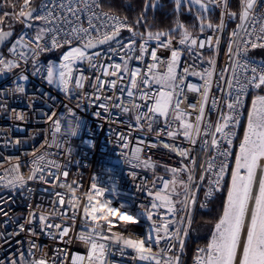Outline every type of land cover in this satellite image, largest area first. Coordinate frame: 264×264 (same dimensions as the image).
Wrapping results in <instances>:
<instances>
[{"label":"snow or ice","instance_id":"obj_1","mask_svg":"<svg viewBox=\"0 0 264 264\" xmlns=\"http://www.w3.org/2000/svg\"><path fill=\"white\" fill-rule=\"evenodd\" d=\"M172 3L177 17L173 21L174 26L154 31L145 17L149 8L155 12L157 7H163L160 0H148L144 10L131 23L127 17L121 19L103 12L101 0H41L38 9L33 6L34 0H23L18 10L15 4L9 5V0H0V76L20 68L22 63L27 66L31 62L32 75H41L49 85L69 93L77 61L87 62L91 68L100 71L101 75L95 77L96 82L90 83L94 89V98L101 101L99 106L109 112V98L103 96L105 87L108 90H118L121 97L126 94V99L115 97L117 103L114 107L123 114H131L141 131L151 133L154 125L162 124V127L156 129L157 142L182 158L179 168L163 165L165 172L171 173V178L158 176L159 184L153 182L148 189V196L152 197L150 208L141 205L139 215L131 214L136 220L129 225L138 224L140 216L152 222L145 236H138L140 244L153 249L160 245L161 240H175L183 252L188 228L180 225L185 221L189 225L191 223V212L197 202V196L193 193V188L198 187L195 183V171L200 167L202 173H211L214 177L208 181L205 200H211L225 187L227 195L222 214L214 225L211 240L206 247L197 250L195 264H264V60L256 61L248 56L251 49H264V11L257 12L260 0H240L238 13L230 10V0H172ZM6 6H10L13 11H4ZM183 7H188L189 11L196 8V24L189 26L179 20ZM215 9H220L221 15L219 22L214 24L209 13H213ZM109 10L112 11L110 5ZM57 11L62 14H54ZM237 18L239 23L232 30L226 48V66L218 69L216 57L220 53L227 21ZM5 20L9 21L7 26L4 24ZM33 21H40V24H34ZM14 22L23 24L26 29H34V34L29 36L27 31H22L13 40ZM141 27L145 31L140 32L138 29ZM190 28H198V33L193 35ZM125 29L130 33L127 40L117 39ZM206 31H211L212 35L201 39L200 34ZM174 37H178L176 43L181 47H173ZM113 41L116 47L101 48ZM5 45H8L7 54L3 51ZM65 47L67 50L62 54L59 64L49 63L45 66L39 62L43 52ZM161 50L170 55L161 59L158 55ZM201 50L210 53L206 61ZM185 52L193 61H204L207 67L201 66L197 71L195 64L182 63L181 56ZM108 56L119 57L120 62L107 61ZM146 56H150L151 62L145 61ZM133 60L144 63V70L131 67ZM104 77L114 79L105 80ZM189 77H197L202 83L188 82ZM86 79L88 78L81 74L75 79V87L83 89ZM27 80L28 76L21 72L14 81L15 88L2 89L0 95L5 92L23 94L25 87L19 81ZM220 81L224 82V87H221ZM214 86L223 93L220 99L212 94ZM188 93L197 94V103L182 108V104L188 100ZM221 104L227 108V114L220 110ZM4 110L5 104L0 101V111ZM213 110H218L216 122L207 118V114ZM19 118L22 119L23 115L20 114ZM48 118L52 121L55 139V134L61 132L62 117ZM76 127L77 125L73 127L69 122L65 134L74 135ZM241 127L242 137L237 135V130ZM162 135L172 141L182 136L190 146L199 144L200 152L206 156L203 166L198 165L197 158L191 155L194 151L192 147L163 143L159 139ZM158 143L150 146L155 148ZM213 151L215 155H211ZM36 159L42 160L43 155ZM49 163L57 171L48 174L60 187L70 185L73 190H80L82 185L77 181L67 184V170L61 173L60 165ZM145 167L154 168L155 165L145 162ZM9 171L14 172V175L11 179H5L9 175L5 173L4 177H0V185L13 189L23 187L26 181L19 174L18 166ZM30 172L28 179L38 178L49 183L45 169L36 167L35 161ZM204 174L200 177V186L205 179ZM178 187L183 190L182 193L177 190ZM104 191L93 181L88 194L112 205L110 200L104 198ZM52 194L57 197V206L67 204L72 211V219H75L81 200L79 203L74 201L68 193ZM180 195H183L182 200L178 199ZM177 204L180 205L179 211L185 213L179 221L171 219L177 215ZM200 207H206V204L201 203ZM118 208L123 211L124 205ZM161 208L166 209L164 217L157 216L154 220L155 210ZM89 209L95 212L92 201L86 200L82 215L88 230L76 237L88 246V253L87 256H73L71 264H84L85 260L88 264H109L107 254L118 252L121 256L128 255L129 249L120 245L117 247V244H113L112 237L117 232L124 235L135 233L113 231L114 228H126L121 221L114 220L111 225L91 221L86 214ZM34 215L30 213L29 223ZM61 215L66 213L62 211ZM39 220L45 228H57L61 238L69 233L67 227L46 224L47 217L43 215L39 216ZM157 220L161 223H157ZM172 224L178 225L175 231H171ZM23 227L21 225L20 230ZM49 235L52 236V233L49 232ZM131 242L130 239L129 243ZM36 247L38 246L34 242H30L29 254L34 255L33 249ZM167 248L170 251L171 245ZM164 251L165 249L160 250L161 253ZM132 253L131 258L143 264H162L158 253ZM10 264L17 262L13 260ZM19 264H47V261L43 256L31 261L22 256ZM163 264H180V257L171 256Z\"/></svg>","mask_w":264,"mask_h":264},{"label":"built area","instance_id":"obj_2","mask_svg":"<svg viewBox=\"0 0 264 264\" xmlns=\"http://www.w3.org/2000/svg\"><path fill=\"white\" fill-rule=\"evenodd\" d=\"M236 1L237 11L232 8L233 0H230V10L238 13L240 0ZM22 3L23 0H20L16 6L17 10ZM39 5L40 3L36 6L37 9ZM102 11L119 16L121 19L125 17L118 12L105 8ZM215 11L217 13L215 23H218L221 15L220 9H215ZM261 11H264V0H260L257 7V12ZM54 14L61 15L62 13L57 11ZM238 23V18L227 21V28L221 39L220 53L216 57L218 69L226 66L225 62L228 59L227 44L232 30L236 28ZM18 24V28L13 32V40L22 31H27L29 36L34 34V31L30 32V29H26L23 24ZM38 24H40V21H38ZM84 26H87L86 22ZM101 30L103 31V29ZM248 30L251 31V28ZM197 33H193V35ZM207 35H212L211 31L200 34V38L203 39ZM129 36L130 33L125 29L120 32L117 39L126 41ZM176 40L173 39V47H181L176 43ZM110 46L116 47L115 41L101 48L107 49ZM7 48L8 45H5L3 49L5 54H7ZM260 49H251L248 53L249 58L260 61L261 59L254 57L252 54ZM66 50L65 47L54 51H45L40 55L39 62L45 66L49 63L59 64L62 54ZM201 51L206 61L210 53L206 50ZM158 55L161 59H165L170 53L161 50ZM107 61L119 63L120 59L119 57L108 56ZM145 61L151 62L150 56H146ZM103 62L101 61V63ZM181 62H186L189 65L195 64L197 71L200 70L201 66L207 67L204 61L190 59L186 52L181 56ZM25 67H27V71H25ZM131 67H140L144 70L145 65L133 60ZM21 72L28 76L27 81H19L24 85L25 92L23 94L5 92L0 95V101L5 104V110L0 111V177H4L5 173H9L4 178L11 179L14 172L9 170L18 166L19 174L23 175L26 181L23 187L14 189L0 185V209H2L0 211V264H10L13 260L19 264L22 256L28 261L38 260L43 256L47 264H71L73 256H87L88 253V246L76 237L81 232L88 230L85 227L82 215L83 204L86 201L83 194L88 193L90 184L93 181L98 187L105 190L104 198L110 200L113 206L124 205L123 211L139 215L142 211L141 205L150 208L152 197L148 196V189L151 188L153 182L159 184L157 177L167 176L171 178V173H166L163 165H167L169 168H179L181 167L180 161L182 158L157 142L156 129L162 127V124L154 125L151 133L146 130L141 131L131 114H123L120 109L114 107L117 103L115 97H121L118 90H108L107 87L103 90V96L109 98V112H105L99 106L101 101L94 98V89L90 86V83L94 84L96 82L95 77L100 76L101 73L91 68L87 62H76L69 93L49 85L46 78L41 75H32L31 62L27 66L22 63L20 68L7 73V76L0 81V90L14 89L16 86L14 81ZM81 74L88 79L84 81L83 89H77L75 79ZM103 79L109 80L114 79V77H104ZM188 82L202 83L197 77H189ZM220 84L221 87H224L223 81H220ZM120 86L122 85H118V87ZM212 94L217 99H220L223 95L215 86L212 88ZM121 99H126V94ZM197 100V94L188 93V100L181 107L187 108L188 104L197 103ZM220 110L227 114V108L224 104L220 105ZM96 113H100V115L97 116ZM20 114L23 115L22 119L19 118ZM49 116L53 118L62 117L61 132L55 134V139H53L54 129L52 121L48 118ZM207 118L211 119L212 122H216L218 110L209 112ZM194 119L193 114V122ZM69 122L72 123L73 127L77 125L74 135L65 134V128ZM159 139L163 143H175L186 148L192 147L194 151L191 155L197 158L198 165L203 166L206 156L200 152L199 144L190 146L182 136L175 141L163 135ZM153 143H158V146L151 147L150 145ZM137 149L140 151L138 152ZM41 155H43V159L37 160L36 158ZM211 155H215V152L213 151ZM34 161L36 167L45 169V175L49 183L42 182L38 178L35 180L28 179L31 174L30 170L34 167ZM49 162L60 165L59 172L62 173L64 170L69 172L66 178L67 184L77 181L82 185L80 190L76 191L81 203L79 209H77L75 219H72V211L69 210L67 204L57 206V197L52 193H68L71 196L72 193L67 188L60 187L48 174L57 171V169L51 167ZM145 162L153 164L155 167H145ZM135 165H139V167ZM202 174L204 173L201 172V168L197 167L195 183L198 187L193 188V193L197 196V202L191 212V221L197 203L207 204L210 201L205 200V192L208 181L214 179V177L211 173L204 174L205 179L202 186H200ZM61 180H63V177H61ZM177 190L181 193L183 191L179 187ZM178 199L182 200L183 195H180ZM176 207L178 210L177 215L171 219L179 221L180 218L185 216V213L179 211V204ZM62 211L66 215H61ZM165 212L166 209L163 208L155 210L154 220L157 216L164 217ZM30 213L35 214L31 223H29ZM41 215L47 217L45 223L48 225H60L61 228H69L68 235L61 238L57 228H45L39 220ZM151 223V221H147L140 216L138 224L129 225L124 229L114 228L113 231L133 232L139 237H144ZM157 223H161V221L157 220ZM21 225L24 226L23 230H20ZM190 225L185 221L180 226L188 228L189 232ZM177 226V224H172L171 231H175ZM49 232L56 238L53 239ZM186 238H184L185 241ZM30 242H34L38 246L33 249L34 255L29 254ZM169 244L171 245L170 251L167 248ZM117 247L119 246L117 245ZM161 249H165V251L161 253ZM198 249L200 247L195 248L189 264H195ZM127 251L128 255L126 256H121L116 252L115 254H107L106 259L109 264H143V262L131 258L133 255L131 250ZM153 251L160 254L162 264L164 260L174 256L175 253L176 256L180 257V262L182 260L179 243L175 240H161L158 247H153ZM113 252H115V249ZM84 264H88V261L85 260Z\"/></svg>","mask_w":264,"mask_h":264},{"label":"trees","instance_id":"obj_3","mask_svg":"<svg viewBox=\"0 0 264 264\" xmlns=\"http://www.w3.org/2000/svg\"><path fill=\"white\" fill-rule=\"evenodd\" d=\"M20 2V0H19ZM17 0H9V5L15 4L18 5ZM41 0H34L33 6H37ZM101 3L104 5L103 8L109 10V5L112 11L118 12L121 15L127 17L129 22L131 23L143 10L145 4L148 3V0H101ZM160 4L163 7H157L155 12L151 8L148 9L146 13L147 24L151 26V28L155 30H166L172 28L173 21L177 18L173 9L175 5L172 3V0H160ZM232 8L234 11H237V1L233 0ZM4 11H13L10 6H6ZM212 23L215 24L217 20V13L214 11L213 13H209ZM179 20L183 21L186 25H193L197 23L196 19V8H192L191 11L188 10V7H183L181 9V13L179 16ZM9 23L8 20L4 21L5 26ZM34 24H38V21H33ZM207 23V21H205ZM19 24H13V31L18 28ZM140 32L145 31L144 27L138 29ZM34 29H30V32H33ZM193 33L198 32V28L191 29ZM173 39H178V37H174ZM253 56L264 60V49L256 50L253 53ZM264 94V93H262ZM250 97L248 98V103L250 104ZM243 127L237 130V135L242 137ZM233 150H236V145L234 143ZM227 177L225 183H227ZM227 190L226 187L222 188V190L217 193L207 204L206 207H200V203H197L190 229L185 241V245L182 252V260L181 264H189L190 259L194 255V250L197 247L204 248L207 246L209 242L208 235L195 236L192 232H196L195 229L204 225L205 228L201 229L202 232H210L209 229L214 227L215 223L218 221L220 215L222 214L223 204L226 200ZM207 228V229H206ZM206 229V230H205ZM197 230V229H196Z\"/></svg>","mask_w":264,"mask_h":264},{"label":"clouds","instance_id":"obj_4","mask_svg":"<svg viewBox=\"0 0 264 264\" xmlns=\"http://www.w3.org/2000/svg\"><path fill=\"white\" fill-rule=\"evenodd\" d=\"M63 187L67 188L68 191L72 193L73 200L79 203L80 197L76 195V191L73 190L70 185H65ZM83 197L85 200L92 201L94 205L95 212L92 209H89L86 213L91 221H94L98 224L104 223L111 225L113 224V221L116 220L121 221L127 227L129 224L134 223L136 220V218L130 213L123 212L118 207H113L111 204L107 203L104 200L98 199L95 196L85 193L83 194ZM130 239L132 240L131 243H129ZM112 242L113 244L126 247L136 254L150 255L154 252L151 246H144L140 244L139 237L137 235H132L131 233H129V235H124L117 232L113 235Z\"/></svg>","mask_w":264,"mask_h":264},{"label":"crops","instance_id":"obj_5","mask_svg":"<svg viewBox=\"0 0 264 264\" xmlns=\"http://www.w3.org/2000/svg\"><path fill=\"white\" fill-rule=\"evenodd\" d=\"M204 228H205V226L202 225V226H200V227L197 228L198 231H196V232H192V233H193L195 236L208 235V236H209V242H210L212 232L214 231V227L211 228V230L209 229L210 232H200V230H201V229H204ZM206 229H207V228H206ZM206 229H205V230H206ZM209 242H208V243H209Z\"/></svg>","mask_w":264,"mask_h":264},{"label":"water","instance_id":"obj_6","mask_svg":"<svg viewBox=\"0 0 264 264\" xmlns=\"http://www.w3.org/2000/svg\"><path fill=\"white\" fill-rule=\"evenodd\" d=\"M103 46H105V45H103ZM103 46H101V47H103ZM6 76H7V74H5V75H3V76H0V81H1L2 79H4Z\"/></svg>","mask_w":264,"mask_h":264},{"label":"rangeland","instance_id":"obj_7","mask_svg":"<svg viewBox=\"0 0 264 264\" xmlns=\"http://www.w3.org/2000/svg\"><path fill=\"white\" fill-rule=\"evenodd\" d=\"M196 229H197V228H196ZM196 229H195V231H198V230H196ZM202 231H203V230H200V232H202ZM174 256H176V253L174 254ZM180 263H181V262H180Z\"/></svg>","mask_w":264,"mask_h":264}]
</instances>
